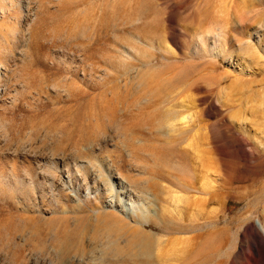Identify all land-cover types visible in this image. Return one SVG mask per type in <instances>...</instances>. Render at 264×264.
Instances as JSON below:
<instances>
[{
  "label": "rangeland",
  "instance_id": "1",
  "mask_svg": "<svg viewBox=\"0 0 264 264\" xmlns=\"http://www.w3.org/2000/svg\"><path fill=\"white\" fill-rule=\"evenodd\" d=\"M25 1L21 6L17 0H0V166L6 177H0V264H116L95 242L84 241L79 249L76 243L60 247L58 224L49 221L101 208L97 194L80 191L89 180L88 158H96L99 168L111 153L118 162L109 159L116 175L118 170L125 176L142 175L133 156L114 145L116 134L110 127L92 148L79 137L92 131L97 112L114 97L112 86L133 98L144 81L149 86L159 82L164 109H180L178 117L200 116L213 124L216 135L210 128L207 153L187 141L180 144L188 151L187 170L173 175L190 181V187L156 178L164 188L163 200L153 199L157 213L166 209L185 223H200L206 214L202 230L228 227L223 264H264V234L257 229L258 219H264V60L259 65L251 58L252 53L264 58V0ZM81 46L92 55H85ZM120 104L121 121L139 117L130 103L126 108ZM234 132L254 145V157L228 142L226 135ZM69 134L75 144L72 137L66 139ZM199 145L205 148L204 142ZM223 186H229V196L223 192L221 200L207 201L205 210L199 207L201 197ZM238 189H255L250 198L260 200L239 199L234 195ZM73 195L86 210H80ZM122 202L129 204L126 198ZM140 220L137 213L129 226L138 227ZM154 230L159 240L148 252L136 249L140 261L174 263L176 254L194 246L192 232ZM175 236L181 242L169 240ZM114 237L125 243V237Z\"/></svg>",
  "mask_w": 264,
  "mask_h": 264
},
{
  "label": "bare ground",
  "instance_id": "2",
  "mask_svg": "<svg viewBox=\"0 0 264 264\" xmlns=\"http://www.w3.org/2000/svg\"><path fill=\"white\" fill-rule=\"evenodd\" d=\"M23 1L25 0H17V3L23 6ZM12 4V1L9 2V6H11ZM9 6L6 7L7 10L9 9ZM27 7H29V5ZM28 13L24 15L25 24L29 20L28 16L30 14ZM33 35L35 34H32V36ZM21 36L20 39L23 38ZM71 38L74 39V37L72 36ZM81 49L83 50V53L85 55L86 51L90 55H92L91 50H88V48L81 46ZM244 50L246 52L249 51L248 45H246ZM251 58L255 60L259 65H261V61L264 60V58H262L260 55H255L253 53ZM149 59L150 61H153L156 58L151 57ZM129 75H131V73ZM143 75L145 74L143 73L142 76ZM127 79H129V77ZM155 79L157 80L159 78ZM116 83L118 84V81ZM158 83L152 82V85L149 86L148 83L144 81L143 83H141L142 86H140L142 87L141 91L138 90L139 95H135L133 96V98H128V95L121 94L123 91L120 92L118 89H123L119 88L118 85H116L118 87L112 86L113 88H111L110 91L112 92L114 97L110 98L111 100L109 99L110 101L107 104L108 106L104 107L99 112L96 111L98 115L96 114V117L94 116L95 119L94 117L92 118L94 119L93 124H91L92 131L88 130L89 132L84 134L83 132H86L83 131L85 129L84 128L82 130L83 132H81L82 135H80L81 133H79L77 136L79 137L80 135L79 141L81 143L83 142L84 144H86L85 146L92 148V145L94 144L93 141L102 136L107 128L110 127L116 134V143L114 145L120 147L123 151H126L131 157L133 156L132 158H134L135 160V168L138 173L140 172L142 173V175H140V177H133L131 174L125 176L126 174L122 175V173L118 169L117 173L119 172L120 174L116 175L115 172L112 171V166L109 164V159H111L113 163L114 160L115 162H117L116 159L113 160L111 158V153H107L110 155L109 157L102 158L100 164L98 163L99 168L94 161L96 158L92 159L91 157L86 159L84 162L89 169V180L88 183H85V188H80V191H82V193L84 192L86 195L90 194L91 192L97 194L96 196L100 201L101 208H99V211L96 210V212L94 210V213L91 214L79 213L78 211L72 216L68 214L56 216L54 218H51L49 224L52 226L58 224L56 234L58 238L60 235L63 236L62 240H60V247L69 249L70 247H73L74 243H76L78 246L74 247H78L79 249L82 247L84 241H87L89 243L95 242L97 246L102 245L103 248L105 247V252L103 255L107 257L106 259H110L112 261L115 260L116 264H209L215 260L217 261V264H223L225 256V252H223V246L225 245V242H227L226 240L224 242V233L228 227H215L213 231H209L210 229L202 230V226H204L203 221L207 217L206 214L202 215V221H200V223L193 222L191 220L188 221V219L186 223L180 222L176 219H173V216H170L169 212H166V209H161V212L158 214V207H156V205L153 203L154 197L162 198L161 193L164 191V188L156 178L171 180L173 181L174 185H177L185 190L190 187V181H183L180 177L173 175L176 174V172L182 174V171L187 170L188 151L183 149L180 144L187 141V145L189 147L195 146L197 147V150L199 152L201 151L203 153L205 151L207 153L208 149L210 148L209 143H211L208 139V132L210 128L212 130V133L215 135L213 124L208 125L207 121L200 120L203 119L200 116H198L197 119H194L189 114L178 117L179 112L181 111L180 109H164L163 103L166 101V99L161 98L163 90L159 88ZM112 84H114V82ZM122 86L123 85L121 84V87ZM63 87H65V85ZM142 102H144L143 105L141 104ZM120 103L122 104V106L123 104L125 106V104L130 103L131 106L138 111L137 113L139 114V117H137L138 115L135 114V116L137 115V118H130L128 122L125 121L124 118L121 121L119 119L120 116L118 113V109H120ZM92 119L90 120L92 121ZM93 130H99V132L97 131L98 134L92 135ZM77 131L81 130L78 129ZM230 136L231 137L226 135V137L229 139V143H236L250 158L255 156V147L247 138L235 132L230 134ZM65 137H68L66 138L67 140L71 137L72 141L76 140V138H74L73 135L70 136V134L66 135ZM79 141L78 143H80ZM203 142L205 143V148H201V146L199 145V143ZM73 144H75L74 141ZM211 147L215 148L214 145H212ZM119 156L120 155H118V157ZM112 162L111 164H113ZM203 162L205 163V158ZM117 163L115 164L117 165ZM115 164L113 165L115 166ZM13 172L15 177H19L17 168L14 165ZM0 177L6 178L5 170L1 166ZM222 188L225 189V191L219 188L217 189V191L215 190L214 192L209 193L208 198L201 197L198 202L199 207L205 210V203L210 200L213 201V199H216L218 201L223 192L228 193L227 195L229 196V186H223ZM238 190L239 191H237L234 195L240 197L239 199L244 198L248 203L260 200L257 198H250L255 189H244L241 191L240 189ZM260 191L262 194H264V185L260 187ZM76 192L79 193V191L77 190ZM124 198L128 200V206H125L123 204L122 201ZM72 200L75 201L78 206L81 204L79 203V200L75 195L72 196ZM188 200H190L189 197ZM193 201L194 200H192V203L188 201L187 209L190 208L191 204H193ZM80 210L84 211L86 209H84L81 205ZM113 210H116L117 212L113 213ZM137 213H140L141 215L139 226H129L130 219H132L133 216H137ZM258 221L259 226L257 227V229L262 234H264V219L260 218L258 219ZM154 228H156L159 232H173L175 234L192 232L193 234L190 237V242L192 241L194 246H191L192 248L183 255L181 253L176 254V257L172 259L174 263L170 260L163 262H159L158 260H156L158 262H155L153 260L152 262L150 259V261H140L138 259L140 255L136 253V249H140L143 252H148L152 249L153 244L157 242V240H159V237ZM92 230L94 231L89 236L90 238L87 239V235L91 233ZM116 230L120 231L117 233ZM228 233L230 232L228 231ZM228 233L227 235H229ZM115 234L120 235V237L122 238L125 237V243L123 245H121L119 237L113 238V235ZM180 239L181 238L176 236L169 238V240L173 243L180 241ZM88 245L87 247H89ZM92 245L93 244H90V248ZM248 250H250V248ZM101 257L103 256L101 255ZM218 258L219 260H217Z\"/></svg>",
  "mask_w": 264,
  "mask_h": 264
}]
</instances>
